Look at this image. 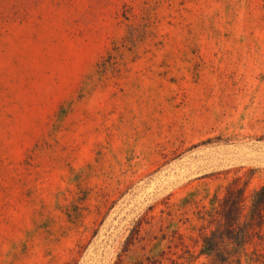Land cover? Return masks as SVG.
Wrapping results in <instances>:
<instances>
[{"label": "rangeland", "instance_id": "rangeland-1", "mask_svg": "<svg viewBox=\"0 0 264 264\" xmlns=\"http://www.w3.org/2000/svg\"><path fill=\"white\" fill-rule=\"evenodd\" d=\"M233 182L264 184V0H0V264H264V224L202 251Z\"/></svg>", "mask_w": 264, "mask_h": 264}, {"label": "trees", "instance_id": "trees-1", "mask_svg": "<svg viewBox=\"0 0 264 264\" xmlns=\"http://www.w3.org/2000/svg\"><path fill=\"white\" fill-rule=\"evenodd\" d=\"M209 223L216 227L202 237V251L214 259L226 261L230 256L245 252V245L257 235L264 224V184L246 194L245 187L231 183L215 212L209 211ZM205 218V217H203Z\"/></svg>", "mask_w": 264, "mask_h": 264}]
</instances>
